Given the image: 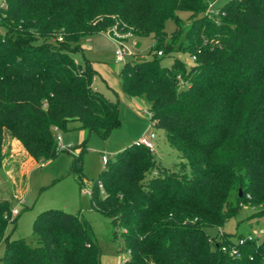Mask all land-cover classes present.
<instances>
[{"label":"trees","instance_id":"16d2710c","mask_svg":"<svg viewBox=\"0 0 264 264\" xmlns=\"http://www.w3.org/2000/svg\"><path fill=\"white\" fill-rule=\"evenodd\" d=\"M215 1L0 5L6 30L0 34V145L7 131L36 162L57 156L54 128L77 121L108 138L121 126L118 104L94 88L90 64L76 60L81 41L98 33L154 36L156 56L126 61L123 88L152 113V126L163 131L179 164L165 166L135 142L109 158L90 188L93 209L123 230L129 252L123 264H264V241L233 243L206 231L222 228L245 206L264 215V0H229L208 13ZM179 11L191 14L187 23ZM170 18L177 27L167 35ZM175 53L190 55L191 63L176 59L165 67L157 58ZM73 173L81 187L87 183L79 157ZM12 211L0 200V244ZM33 227L37 244L8 238L3 264H100L84 217L52 208ZM223 246H236L241 256Z\"/></svg>","mask_w":264,"mask_h":264},{"label":"rangeland","instance_id":"374dc122","mask_svg":"<svg viewBox=\"0 0 264 264\" xmlns=\"http://www.w3.org/2000/svg\"><path fill=\"white\" fill-rule=\"evenodd\" d=\"M229 0H216L210 7L216 13ZM3 0H0V5ZM187 11L177 13L180 21L187 23L190 18ZM177 27L176 20L166 21L164 30L171 35ZM6 30L0 26V34ZM80 49L75 53L76 59L90 64L95 73L94 85L107 98L118 104L121 126L113 131L108 138L97 132L82 130L77 121L69 123L67 129L54 132L60 136L57 156L45 162H36L24 149L22 142L5 131L0 145V200H7L13 210V219L6 226V239L0 244V264L5 256L6 240L22 238L30 246L37 244L33 234V222L37 215L48 209H62L84 217L91 225L92 233L98 247L100 264H123L129 258L121 235L122 229L111 224L104 214L93 209L90 189L99 174L105 169L102 157L113 158L123 148L138 142L140 138L155 131L156 149L154 152L162 164L173 167L179 164L178 153L172 149L164 138L163 131L151 126L150 118L145 114L144 103L126 95L123 88L122 69L128 60L152 59L154 47L153 35H127L125 39L107 33H98L85 37ZM139 45V47H138ZM121 48L133 56H126L124 62L116 59L115 51ZM162 66L171 67L176 59L190 62L191 57L184 53H175L157 57ZM85 149L81 153L80 146ZM72 147V152L62 147ZM159 153V154H158ZM79 157L81 172L87 183L80 186L77 174L73 173L75 159ZM101 194L104 189L100 188ZM24 206L30 209L22 212ZM17 211V214H14ZM209 236H218V230H206ZM221 231L233 243L241 239H252L257 244L264 241V215H255L254 210L245 206L238 213L228 218ZM241 237V238H239Z\"/></svg>","mask_w":264,"mask_h":264},{"label":"built area","instance_id":"2783aa9c","mask_svg":"<svg viewBox=\"0 0 264 264\" xmlns=\"http://www.w3.org/2000/svg\"><path fill=\"white\" fill-rule=\"evenodd\" d=\"M211 7V6H210ZM208 13H211L210 12V8L208 10ZM116 36H118L119 38H121V36L115 34ZM60 41L62 39H59ZM159 55H161V52L158 53ZM115 55H116V59L117 61L119 62H124L125 60V57L126 56H133L132 53H127L125 50L121 49V48H118L116 51H115ZM145 114L150 118L151 120V114L149 111H145ZM151 126H152V121H151ZM58 129L57 128H54V132H57ZM156 138H157V135L155 133V131H150L148 134H145L143 135L140 140L138 141L139 144L143 145L144 147H147V149H149L150 151L154 152L155 149H156ZM56 139H57V142H58V145H59V142L61 140V137L58 135L56 136ZM62 149L64 150H67L69 152H72V147L71 146H68V147H62ZM109 158L103 156L102 157V162L106 165V163L108 162ZM99 187L102 188V184H99ZM86 192H88L90 194V189L86 188ZM14 214H17V211H14ZM218 236L219 238H221L224 234L222 233L221 231V228H218ZM249 239V238H248ZM251 240V239H249ZM239 244H244L245 243V239H241L238 241ZM222 250H224V252H229V254L231 256H236V257H240L241 254L238 250V248L236 246H223L222 247Z\"/></svg>","mask_w":264,"mask_h":264},{"label":"crops","instance_id":"0c3cea01","mask_svg":"<svg viewBox=\"0 0 264 264\" xmlns=\"http://www.w3.org/2000/svg\"><path fill=\"white\" fill-rule=\"evenodd\" d=\"M78 61V59H76ZM94 80H95V77H94ZM94 88L96 89L95 85L93 84ZM159 154V153H158Z\"/></svg>","mask_w":264,"mask_h":264},{"label":"water","instance_id":"95a60500","mask_svg":"<svg viewBox=\"0 0 264 264\" xmlns=\"http://www.w3.org/2000/svg\"><path fill=\"white\" fill-rule=\"evenodd\" d=\"M138 47H139V45H138ZM240 194H242V192L240 191Z\"/></svg>","mask_w":264,"mask_h":264}]
</instances>
